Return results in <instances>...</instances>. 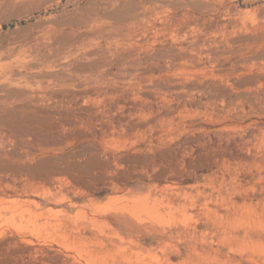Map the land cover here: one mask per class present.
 Listing matches in <instances>:
<instances>
[{"label": "rangeland", "instance_id": "1", "mask_svg": "<svg viewBox=\"0 0 264 264\" xmlns=\"http://www.w3.org/2000/svg\"><path fill=\"white\" fill-rule=\"evenodd\" d=\"M186 26L217 39L189 74L172 65L188 46L174 31ZM128 29L152 38L139 73L154 77L136 83L147 96L138 111L108 92L128 85L116 56L90 72L44 62L56 48L104 52L102 30ZM0 63V165L13 167L0 171V200L14 205L1 212L0 264L264 255V235L233 239L264 227V216L239 217L218 199L238 179L264 184V141L247 132L264 115L226 113L229 99H264V0H0Z\"/></svg>", "mask_w": 264, "mask_h": 264}, {"label": "bare ground", "instance_id": "2", "mask_svg": "<svg viewBox=\"0 0 264 264\" xmlns=\"http://www.w3.org/2000/svg\"><path fill=\"white\" fill-rule=\"evenodd\" d=\"M158 26H155L157 28ZM103 33H108L107 38L110 40L109 47L104 52L100 50L90 48H83L80 46L69 47L67 50L64 48L53 49L54 53L52 57H46L44 62L51 66H57L61 68H68L70 72L85 71L90 72L93 68L97 66H104L105 64L111 63L112 65V56H116L114 62L116 61L120 69V78L127 79L126 83L128 84L124 88H112V91L108 92L114 93L115 90L120 93V95L125 98L132 100V108L135 111L140 109V102L138 99H147V96H143L142 88H138L136 83H142L144 80H148L150 77H154V74H148L149 72L139 73V68L144 65L143 57L141 53L147 52L144 51V43L148 44L152 39L150 36L149 30L144 32L136 33L135 29H128L118 38V35L112 33L111 31L102 30ZM177 33H184L186 35V41L188 43L187 47H181L180 53H173L175 55L172 65L180 69L181 73L189 74L190 66H198L202 69L204 62L201 61L199 56L201 54H208L212 57L214 52V46L217 44V39L211 35H194L190 34V27H180ZM190 34V35H189ZM48 46L53 48L54 42L50 41V36L48 33L43 35V39ZM114 44H117L119 48L115 49ZM149 59L153 60V54L148 56ZM106 62V63H105ZM155 65L154 67H156ZM3 67V64L0 63V68ZM129 67L134 68V72L130 75H126L127 69ZM148 74V75H147ZM4 73H0V80H3ZM9 80V77L6 78ZM155 84L154 86H156ZM106 91V93H108ZM156 92H154V96ZM209 103H215L218 99H207ZM223 102L225 99H222ZM228 100V99H227ZM243 101H247L251 107L250 112H246L243 107ZM217 103V102H216ZM215 103V105H216ZM229 109L226 113H230V116L233 120L242 122L247 116L250 117V113L254 114H263L264 115V99H229ZM254 121V120H253ZM247 127V126H246ZM249 136L258 137V139L264 141V125L259 121H254L250 123L248 129ZM220 135V134H219ZM222 145V144H221ZM230 149V148H229ZM13 167L9 165H0V171L11 170ZM18 168L16 167L15 170ZM9 186V185H7ZM11 187V186H9ZM227 195H224L222 191L219 192V198L223 203L233 206H238L236 208V213L239 217L242 215L239 213V209H245L244 211L253 214L264 216V184L255 183L250 186L244 183L242 179H238L233 183L226 186ZM242 198L245 202L242 204L246 205L247 201L250 200V206H239L238 199ZM254 199H257L256 204H253ZM221 203V204H223ZM194 204H197L194 201ZM0 217L2 208H14V205H6L4 199L0 200ZM234 214V213H233ZM264 235V227H253L248 226L245 230L244 235H235L233 239H247L250 238L253 240V236L261 237ZM166 251V246L163 248V252ZM217 264H264V255H229L222 262Z\"/></svg>", "mask_w": 264, "mask_h": 264}]
</instances>
